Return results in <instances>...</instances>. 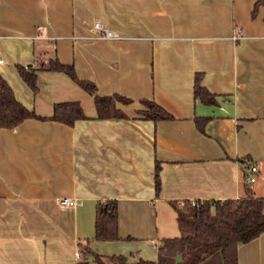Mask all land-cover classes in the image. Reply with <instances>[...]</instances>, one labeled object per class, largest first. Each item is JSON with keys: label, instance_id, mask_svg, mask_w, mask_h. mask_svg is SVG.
<instances>
[{"label": "crops", "instance_id": "crops-1", "mask_svg": "<svg viewBox=\"0 0 264 264\" xmlns=\"http://www.w3.org/2000/svg\"><path fill=\"white\" fill-rule=\"evenodd\" d=\"M255 1L0 0V75L15 99L41 117L76 101L87 117L0 128V264H94L85 248L155 260L161 240L179 236L170 201L239 198L247 162L264 175V4L251 16ZM54 55L97 94L130 99L116 104L124 117L95 118L93 97L62 72L37 71L33 94L15 66ZM195 76L213 103L194 98ZM141 99L172 118H139ZM197 118H208L201 130ZM105 200L116 202L118 240L93 238ZM236 254L237 264H264V232Z\"/></svg>", "mask_w": 264, "mask_h": 264}, {"label": "trees", "instance_id": "trees-1", "mask_svg": "<svg viewBox=\"0 0 264 264\" xmlns=\"http://www.w3.org/2000/svg\"><path fill=\"white\" fill-rule=\"evenodd\" d=\"M263 4L264 0H256L251 16ZM15 69L33 94L38 92L37 71L66 74L93 97L97 119L123 118L116 104L130 102V99L118 94H97L92 82L77 78L73 66L61 63L55 55L45 60L36 59L35 56L33 67L16 65ZM193 95L202 103L214 102L213 95L199 84L197 76L194 79ZM139 102L144 107L137 111L139 118L153 122L172 118L165 109L151 100L141 99ZM27 118L48 119L71 126L75 120L87 117L76 101L55 103L50 116H38L15 99L11 88L0 75V128L13 129ZM207 120L208 118H197L196 127L201 130ZM159 168V163L156 162L153 175L155 195L160 191ZM169 204L176 214L179 236L162 239L157 247L155 260L140 258L135 262H128L122 255L104 257L86 248L85 252L91 255L94 264H237V246L264 232V197L256 196L247 187L237 199L184 200L181 203L170 201ZM93 238L97 241L119 239L115 201L96 203Z\"/></svg>", "mask_w": 264, "mask_h": 264}, {"label": "built area", "instance_id": "built-area-1", "mask_svg": "<svg viewBox=\"0 0 264 264\" xmlns=\"http://www.w3.org/2000/svg\"><path fill=\"white\" fill-rule=\"evenodd\" d=\"M92 26L96 31H98L101 34L102 37H104V38H112L113 37L112 33L107 28L102 27L101 23H99L98 21H93ZM1 62H2V60L0 59V63ZM247 164H248L247 181H248V183L251 184V183L255 182L254 174L257 171V169L253 163L247 162ZM191 202H193V201H191ZM57 204L63 208H71V207H74L76 205V201H75V199H70V198H60L57 200ZM74 258H75V260H78L79 254L75 253Z\"/></svg>", "mask_w": 264, "mask_h": 264}, {"label": "rangeland", "instance_id": "rangeland-1", "mask_svg": "<svg viewBox=\"0 0 264 264\" xmlns=\"http://www.w3.org/2000/svg\"><path fill=\"white\" fill-rule=\"evenodd\" d=\"M262 174L254 175L255 182L249 183V188L258 196H264V175L263 170L260 168Z\"/></svg>", "mask_w": 264, "mask_h": 264}]
</instances>
